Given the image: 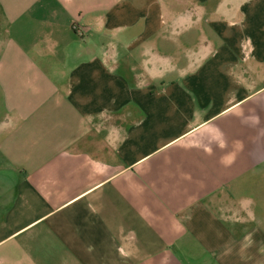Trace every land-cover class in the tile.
<instances>
[{
  "label": "crops",
  "instance_id": "crops-1",
  "mask_svg": "<svg viewBox=\"0 0 264 264\" xmlns=\"http://www.w3.org/2000/svg\"><path fill=\"white\" fill-rule=\"evenodd\" d=\"M261 165L264 0H0V264H264Z\"/></svg>",
  "mask_w": 264,
  "mask_h": 264
},
{
  "label": "rangeland",
  "instance_id": "rangeland-1",
  "mask_svg": "<svg viewBox=\"0 0 264 264\" xmlns=\"http://www.w3.org/2000/svg\"><path fill=\"white\" fill-rule=\"evenodd\" d=\"M234 193V200L238 205H245L247 211L244 213L245 226L244 231L236 235L240 240L247 241L252 248L250 249L251 256L253 258H259V252L255 248L259 241L264 243V211L259 213L258 209H264V165L260 166V169H257L253 172H247L245 177L244 185L240 188L239 191H232ZM259 194L263 197L262 201H257L254 203H248L246 198H259ZM258 196V197H257ZM256 209V210H254ZM251 211V212H248ZM255 212V213H254ZM254 213V214H253ZM250 214V215H249ZM253 214V215H251ZM264 259V255L261 256Z\"/></svg>",
  "mask_w": 264,
  "mask_h": 264
},
{
  "label": "built area",
  "instance_id": "built-area-1",
  "mask_svg": "<svg viewBox=\"0 0 264 264\" xmlns=\"http://www.w3.org/2000/svg\"><path fill=\"white\" fill-rule=\"evenodd\" d=\"M74 27H75V29H76V28H79V30H78V31H79L80 33H82V32H83V30H82L80 27H78V25H76V24H75V25H74Z\"/></svg>",
  "mask_w": 264,
  "mask_h": 264
}]
</instances>
